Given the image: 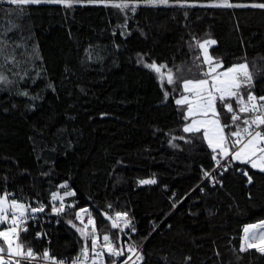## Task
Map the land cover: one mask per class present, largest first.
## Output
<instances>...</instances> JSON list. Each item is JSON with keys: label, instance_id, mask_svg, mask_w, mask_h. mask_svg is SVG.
Segmentation results:
<instances>
[{"label": "trees", "instance_id": "trees-1", "mask_svg": "<svg viewBox=\"0 0 264 264\" xmlns=\"http://www.w3.org/2000/svg\"><path fill=\"white\" fill-rule=\"evenodd\" d=\"M227 2L242 6L169 0L133 12L102 2L0 0V30L15 25L8 51L15 48L19 61L0 58L11 81L0 84V195L43 205L38 213L47 217L21 232L25 250L75 258L85 243L76 213L88 208L98 232L118 248L141 247L138 264H264L255 249L239 251L245 227L264 220V173L230 158L215 170L202 132L183 131L185 107L175 103L182 81L159 82L146 67L155 62L200 78L206 65L196 44L213 39L214 60L223 67L245 61L251 91L264 95V9L251 6L264 0ZM218 110L230 125L225 132L234 130L219 101ZM53 193L63 198L60 214L52 211L61 203ZM116 212H126L135 231L112 228L103 215ZM128 255L106 258L119 264Z\"/></svg>", "mask_w": 264, "mask_h": 264}, {"label": "snow or ice", "instance_id": "snow-or-ice-1", "mask_svg": "<svg viewBox=\"0 0 264 264\" xmlns=\"http://www.w3.org/2000/svg\"><path fill=\"white\" fill-rule=\"evenodd\" d=\"M6 2L16 6L51 3L72 7L73 3L79 2V0H6ZM89 2H102L106 6L115 7L122 11L130 8L134 12L140 2L157 6L167 5L169 0H120V2H116V0H89ZM214 6L239 7L242 5H232L224 0L223 4ZM251 6L264 9V3ZM13 27L15 25L10 23L6 29L0 30V58L3 59L4 65L19 64V61L16 60L15 48H12L11 52L8 51L11 45L7 38V32L11 31ZM215 43L216 41L212 39H206L203 42L197 41L196 47L203 52V64L207 65V69L200 73V78L176 76L171 69H167L166 65L158 66L155 62L147 64L146 67L157 73L161 81H166L167 84H176L178 81H182L180 83L181 95L175 103L186 106L185 119L190 120V123L186 124L183 131L193 134L202 132L208 147L213 153H216L212 159L216 161L218 166L223 167L220 165L218 157L230 158L264 173V95L257 97L251 91L254 79L253 72L249 70L246 62L233 65L224 71L219 70L222 68V62L214 60L208 52V46ZM4 65H0V68ZM16 74L18 75V73ZM10 82L7 75L0 71V84ZM22 95H27V93H22ZM167 96L168 93L165 92V97L167 98ZM218 101L223 106V110L230 114V123L234 126V130L231 132H225V129L230 125L221 122L220 110L217 108ZM232 101H235V109ZM242 115L246 118L242 119ZM196 117L200 118L197 119ZM242 174L247 177L248 183H253V178L247 171H243ZM204 175L215 179L213 173L206 171ZM155 182V180L141 181L142 184ZM62 187H66V185H62ZM73 194L65 193V195ZM52 200L61 201L58 207L53 206L52 211L54 213L60 214L65 211L61 196L53 193ZM43 211V205L32 208L16 199L9 200L7 195H0V225H8L7 228L0 230V240L3 241V244H0V264H23L24 261L31 264L32 260L38 258V254L31 247L27 250L24 249V245L19 242V234L21 231H27L24 225L29 213ZM81 212L86 213L87 210L81 209L76 213V219L84 225L82 228H77V231L80 232L85 243L73 264H87L88 261L91 264H105L103 259L105 254L110 257H124L125 252L129 255L122 260V264H137V262L144 260V256L135 245L129 244L126 249L118 248L107 234L103 236V243L101 244L94 220L89 215L87 223H84ZM108 219L111 220V227L114 229H121V224H123L124 228H131L132 231H135L126 212H116L115 218L109 216ZM244 233V242L239 251L246 252L249 249H255L264 256V221L246 227ZM37 237L40 238L41 234L37 233ZM133 256H135V260H133ZM39 258L48 261L49 264H63L62 261L58 262L51 257L47 249ZM112 264H116V262L112 261Z\"/></svg>", "mask_w": 264, "mask_h": 264}, {"label": "built area", "instance_id": "built-area-1", "mask_svg": "<svg viewBox=\"0 0 264 264\" xmlns=\"http://www.w3.org/2000/svg\"><path fill=\"white\" fill-rule=\"evenodd\" d=\"M257 97H259V96H257ZM225 161H222V162H220V165H223V163H224ZM220 168V166H218V165H216V167H215V170H217V169H219ZM8 196V195H7ZM82 209H86V210H89L88 208H82ZM81 209H79L78 211H80ZM77 211V212H78ZM77 220V219H76ZM80 221V220H79ZM47 222V217L46 216H43V215H41L40 213H38V212H36V213H29V215H28V219H27V221H26V224L24 225V227L25 228H36V227H41L44 223H46ZM81 222V221H80ZM262 222V221H261ZM21 232H23V231H21ZM21 232H20V234H21ZM20 234H19V237H20ZM36 237H37V234H36ZM38 238V237H37ZM129 244H127L126 245V248H127V246H128ZM82 249V248H81ZM98 250H100L99 248H98ZM138 250H139V252H140V250H141V247H139L138 248ZM80 253H81V250L79 251V253H78V255L75 257V258H73V259H65V258H62V259H55L56 261H58V262H60V261H62L63 262V264H73V262L76 260V258L80 255ZM90 255H91V253H90ZM103 259H104V262H105V264H108V261H107V258H106V254H105V256L103 257ZM133 260H135V256H133ZM32 262H35V263H39V264H49V262L48 261H44V260H42V259H40V258H37V259H35V260H32ZM87 264H91V262L90 261H88L87 262ZM119 264H122V262L121 263H119ZM137 264H138V262H137Z\"/></svg>", "mask_w": 264, "mask_h": 264}, {"label": "rangeland", "instance_id": "rangeland-1", "mask_svg": "<svg viewBox=\"0 0 264 264\" xmlns=\"http://www.w3.org/2000/svg\"><path fill=\"white\" fill-rule=\"evenodd\" d=\"M83 3H90L89 1H79V2H76V3H73V4H83ZM141 4H144L143 2H140L138 5H141ZM61 5H63V4H61ZM213 40V39H212ZM204 41V40H203ZM203 41H201V42H203ZM211 46H213V45H210V46H208V52H209V55L212 57V55L210 54V51H209V48L211 47ZM201 54H202V58H203V52H202V50H201ZM213 58V57H212ZM214 59V58H213ZM239 63H245V61H241V62H238V63H236V64H239ZM236 64H234V65H236ZM206 65V64H205ZM233 66V65H232ZM229 67H231V66H229ZM229 67H223L222 66V68H220L219 70L220 71H224V70H226L227 68H229ZM206 69H207V65H206ZM157 77L158 78H160V76L157 74ZM161 79V78H160ZM162 82V81H161ZM180 97V96H179ZM178 97V98H179ZM177 98V99H178ZM185 107V115H186V106H184ZM217 108H218V102H217ZM197 119H199L200 117H196ZM222 122V121H221ZM188 123H190V120H186V123H185V126H186V124H188ZM184 126V127H185ZM202 135H203V133H202ZM206 142V141H205ZM207 143V142H206ZM214 155H216V153H214ZM218 159L220 160V162H222V161H227L229 158H222V157H218ZM1 195H6V194H1ZM9 199V198H8ZM9 200H11V199H9ZM19 202V201H18ZM20 203H22V202H20ZM89 215L91 216V218L94 220V222H95V227L97 226L96 225V220H95V218H94V216L90 213V211L89 210H87V212L85 213V212H81V216H82V218H83V221H84V223H87V221H88V218H89ZM259 223H261V222H258V223H255V224H259ZM253 225V224H252ZM0 226H2V225H0ZM84 225L79 221V220H77V225H76V229L77 228H82ZM250 226V225H249ZM8 227V225L7 224H5V226L2 228H0V230H2V229H4V228H7ZM91 227V226H90ZM248 227V226H247ZM246 228V227H245ZM96 229H97V227H96ZM79 232V231H78ZM80 233V232H79ZM97 235L100 237V243L102 244L103 243V236L105 235V234H100L99 232H98V229H97ZM244 236H245V233L243 232V236H242V243L244 242ZM89 244H90V240H89Z\"/></svg>", "mask_w": 264, "mask_h": 264}, {"label": "water", "instance_id": "water-1", "mask_svg": "<svg viewBox=\"0 0 264 264\" xmlns=\"http://www.w3.org/2000/svg\"><path fill=\"white\" fill-rule=\"evenodd\" d=\"M152 71H153V70H152ZM153 72H154V71H153ZM154 73H155V72H154ZM155 75H156V77H157V73H155ZM157 79H158L159 82H161V79H160V78L157 77ZM103 216H104V218H105V219L111 224V220L108 219V216L105 215V214H104Z\"/></svg>", "mask_w": 264, "mask_h": 264}, {"label": "crops", "instance_id": "crops-1", "mask_svg": "<svg viewBox=\"0 0 264 264\" xmlns=\"http://www.w3.org/2000/svg\"><path fill=\"white\" fill-rule=\"evenodd\" d=\"M3 228V227H2ZM0 244H3V241L2 240H0Z\"/></svg>", "mask_w": 264, "mask_h": 264}, {"label": "bare ground", "instance_id": "bare-ground-1", "mask_svg": "<svg viewBox=\"0 0 264 264\" xmlns=\"http://www.w3.org/2000/svg\"><path fill=\"white\" fill-rule=\"evenodd\" d=\"M42 215V214H41ZM83 247V246H82ZM78 255V254H77ZM76 257V256H75ZM107 257V256H106Z\"/></svg>", "mask_w": 264, "mask_h": 264}]
</instances>
